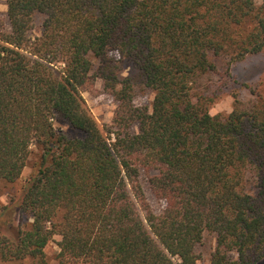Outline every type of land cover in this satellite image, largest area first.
Masks as SVG:
<instances>
[{
  "label": "trees",
  "instance_id": "1",
  "mask_svg": "<svg viewBox=\"0 0 264 264\" xmlns=\"http://www.w3.org/2000/svg\"><path fill=\"white\" fill-rule=\"evenodd\" d=\"M6 5L0 182L21 177L33 143L41 155L20 204L32 221L0 231L1 260L49 264L55 236L56 264H197L206 235L210 264L264 258V95L246 84L251 100L232 92V111L212 114L217 92L200 85L211 74L226 85L234 64L264 51V0ZM99 80L116 105L103 128L84 97ZM140 90L151 104L137 103Z\"/></svg>",
  "mask_w": 264,
  "mask_h": 264
},
{
  "label": "rangeland",
  "instance_id": "2",
  "mask_svg": "<svg viewBox=\"0 0 264 264\" xmlns=\"http://www.w3.org/2000/svg\"><path fill=\"white\" fill-rule=\"evenodd\" d=\"M0 11L7 12L6 0H0ZM44 16L42 14L35 15V27L32 30V36L41 34V25ZM127 68L125 74L130 71V66L126 64ZM225 82L220 75L211 74L202 78L200 85H208L212 90L217 92L215 102L210 105V112L212 114H229L234 106V97L232 92L237 91L243 101L251 100L254 95L249 87L256 88L257 91L264 95V51L250 55L241 62H238L232 67V78L225 85ZM98 92H84L86 104L95 117L97 123L101 128L105 123H109L112 119L115 102L111 96L102 92L103 85L99 80L96 84ZM153 101V93L150 90H140L137 96L138 104H151ZM58 128L66 132L70 137H80L82 134L69 126L62 120L56 121ZM41 155L40 147L33 143L31 146V153L28 158L27 164L19 179L14 182H0V205L7 206L8 209L0 217V231L4 234H12V228L23 225L29 227V222L32 219L27 214L21 212V201L23 198V189L27 180L36 173L38 163ZM143 184L147 195L156 209L160 211L163 203L159 201L149 188L147 179H143ZM12 232V233H11ZM60 236L55 238L46 247L47 259L49 264L57 263V255L59 252L58 241ZM216 238L212 235H206L204 243L197 247V253L200 258L197 264H210L211 255L215 250ZM0 264H38L36 261H4L0 259ZM257 264H264V258Z\"/></svg>",
  "mask_w": 264,
  "mask_h": 264
}]
</instances>
